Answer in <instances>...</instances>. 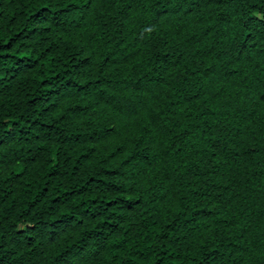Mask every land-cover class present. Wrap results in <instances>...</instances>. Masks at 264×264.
Masks as SVG:
<instances>
[{"label": "trees", "instance_id": "trees-1", "mask_svg": "<svg viewBox=\"0 0 264 264\" xmlns=\"http://www.w3.org/2000/svg\"><path fill=\"white\" fill-rule=\"evenodd\" d=\"M264 0H0V264H264Z\"/></svg>", "mask_w": 264, "mask_h": 264}, {"label": "snow or ice", "instance_id": "snow-or-ice-1", "mask_svg": "<svg viewBox=\"0 0 264 264\" xmlns=\"http://www.w3.org/2000/svg\"><path fill=\"white\" fill-rule=\"evenodd\" d=\"M259 23H261V24H264V16H261L260 18H259V21H258Z\"/></svg>", "mask_w": 264, "mask_h": 264}]
</instances>
